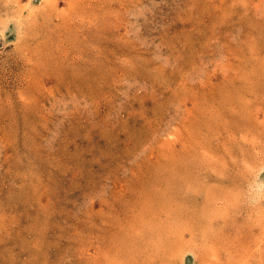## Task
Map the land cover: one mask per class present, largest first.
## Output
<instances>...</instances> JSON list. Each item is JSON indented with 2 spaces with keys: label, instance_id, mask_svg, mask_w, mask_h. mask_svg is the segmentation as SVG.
Listing matches in <instances>:
<instances>
[{
  "label": "rangeland",
  "instance_id": "374dc122",
  "mask_svg": "<svg viewBox=\"0 0 264 264\" xmlns=\"http://www.w3.org/2000/svg\"><path fill=\"white\" fill-rule=\"evenodd\" d=\"M0 264H264V0H0Z\"/></svg>",
  "mask_w": 264,
  "mask_h": 264
}]
</instances>
